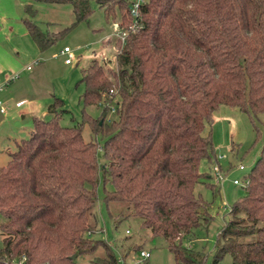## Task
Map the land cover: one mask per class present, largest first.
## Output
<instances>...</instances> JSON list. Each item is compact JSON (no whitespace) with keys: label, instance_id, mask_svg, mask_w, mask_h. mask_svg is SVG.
<instances>
[{"label":"trees","instance_id":"obj_1","mask_svg":"<svg viewBox=\"0 0 264 264\" xmlns=\"http://www.w3.org/2000/svg\"><path fill=\"white\" fill-rule=\"evenodd\" d=\"M98 1L107 15L118 9L127 29L115 64L92 57L80 77L83 110L103 107L97 117L84 112L102 134L103 160L82 122H61V97L49 104L50 117H34L30 135L0 166V264L22 254L23 264H77L99 245L105 253L95 264H120L128 251L118 257L109 241L92 236L100 181L108 214L119 203L115 216H139L166 239L175 264H203L206 253L183 239L212 216L210 201L195 189L210 176L201 159L219 162L211 129L204 130L221 103L264 112V0H146L134 17L131 0ZM71 2L75 21L92 11L89 0ZM23 21L40 49L69 28L44 30L28 15ZM244 188L217 233L211 264L226 252L231 264H264V144Z\"/></svg>","mask_w":264,"mask_h":264},{"label":"rangeland","instance_id":"obj_2","mask_svg":"<svg viewBox=\"0 0 264 264\" xmlns=\"http://www.w3.org/2000/svg\"><path fill=\"white\" fill-rule=\"evenodd\" d=\"M92 11L78 21L71 0H0V166L10 158V152L17 147V141L30 135L34 126L33 117L51 116L48 106L55 97L63 99L65 110L61 116L64 124L82 122V134L85 139L97 138L98 158L103 160L102 134L92 131L86 112L97 117L102 112L101 104H88L84 107L81 94L84 83L80 80L82 67L92 57L103 61L105 65L115 64L118 31L121 23L120 12L116 16L107 15L98 0H89ZM29 5L32 11L27 12ZM30 16L42 29L58 31L69 26L51 45L40 49L23 21ZM68 45L74 52L73 61L65 62V54L60 49ZM47 110V112H46ZM114 109L108 110L104 122L114 116ZM211 129L212 141L219 157L224 179L215 182L211 176V158L203 157L201 171L208 173L206 181L196 184V191L210 201L212 214L209 222L200 225L193 233L184 237L185 245L206 253L203 264H211L215 252L217 233L228 215L231 204L244 192L245 175L253 165L264 144V112L251 115L237 106L221 103L213 112L212 120L206 123L204 132ZM244 164L243 168L238 165ZM240 179L235 183L233 179ZM210 183H213L210 184ZM109 187V185H107ZM98 217L97 226L92 236L109 241L120 257L128 251L122 264L141 263L145 260L156 264H175L173 252L167 246L166 239L152 233L149 227L141 224L137 215L116 217L119 203L111 206L112 215L108 214L103 202L104 185H97ZM119 204V206H118ZM128 229V230H127ZM0 232V245L2 243ZM138 243L141 248L150 250V256L144 258L141 248H134ZM103 245L93 252L79 255L77 264H95L98 255H104ZM218 264H231V254L226 252Z\"/></svg>","mask_w":264,"mask_h":264},{"label":"built area","instance_id":"obj_3","mask_svg":"<svg viewBox=\"0 0 264 264\" xmlns=\"http://www.w3.org/2000/svg\"><path fill=\"white\" fill-rule=\"evenodd\" d=\"M146 0H131L130 2V13L131 15L134 17L136 16L138 13H139V8L141 6L142 3H144ZM114 25H116V27H120L121 29L118 31L117 35H118V38H120L121 40H124L125 39V35L127 33V29H123L122 26L117 22V21H114ZM135 25V22L132 23V27ZM60 52L65 54V62L67 63H70L73 61V57L75 56L74 55V52L72 50V48L68 45H64L61 49H60ZM3 82L4 81H0V88L2 87L3 85ZM112 90V89H111ZM112 109L115 110L114 107H112ZM223 154L219 155V157H222ZM240 168H243L244 167V164L240 163L238 165ZM211 176L214 178L215 182H219L221 181L222 179H224V173L222 172L221 170V166L219 164V162L217 161H214V163H212V166H211ZM233 181L235 183H239L240 182V179L235 177L233 179ZM128 230V229H127ZM140 254L145 258V257H149L150 256V250L147 249V248H141L140 249ZM26 258V255L25 254H22L21 256H15V257H12V258H3L1 260V264H23L24 260ZM44 264H48V263H44ZM120 264H122V260H120Z\"/></svg>","mask_w":264,"mask_h":264},{"label":"crops","instance_id":"obj_4","mask_svg":"<svg viewBox=\"0 0 264 264\" xmlns=\"http://www.w3.org/2000/svg\"><path fill=\"white\" fill-rule=\"evenodd\" d=\"M26 28H27V27H26ZM27 30H28V29H27ZM28 32H29V31H28ZM34 41H35V40H34ZM36 44H37V43H36ZM66 63H67V62H66ZM46 112H47V110H46ZM35 116H38V115H34V117H35ZM34 117H33V119H34Z\"/></svg>","mask_w":264,"mask_h":264},{"label":"water","instance_id":"obj_5","mask_svg":"<svg viewBox=\"0 0 264 264\" xmlns=\"http://www.w3.org/2000/svg\"><path fill=\"white\" fill-rule=\"evenodd\" d=\"M73 255H75V254H73Z\"/></svg>","mask_w":264,"mask_h":264}]
</instances>
